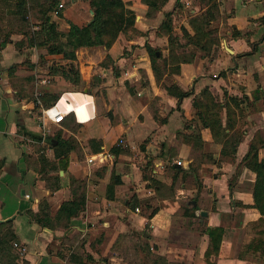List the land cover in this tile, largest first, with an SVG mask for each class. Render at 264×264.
Listing matches in <instances>:
<instances>
[{
	"label": "crops",
	"instance_id": "obj_1",
	"mask_svg": "<svg viewBox=\"0 0 264 264\" xmlns=\"http://www.w3.org/2000/svg\"><path fill=\"white\" fill-rule=\"evenodd\" d=\"M123 1L136 13L141 34H120L110 48L80 49L74 62L81 74L78 89H70L71 83L60 77L46 76L39 66L40 56L50 63L66 64L62 56L33 50L32 69L24 63L27 51L19 52L14 45L23 39L21 35H13L12 43L0 48V223L13 221L21 260L30 264H72L73 260L78 264H130L121 255L119 236L132 241L141 235L151 247L152 260L140 253L133 264H264V252L251 246L264 232L262 217L252 207L256 175L239 168L256 133L264 140V23L259 22L264 17V0H168L151 18L142 0ZM214 2L222 17L213 25L222 41L217 56L215 51L206 57L190 46L187 51L197 55L195 61L182 64L181 73L173 79L194 95L209 87L221 102L226 101V93L241 99L238 107L231 102L238 116L231 121L234 129L227 133L240 130L243 138L235 159L225 158L218 164L223 145L213 139L210 130H202L203 151L217 161L201 165V186L194 177L178 179L173 197L165 191L163 200L143 180L142 171L150 164L157 179L167 187L173 184V178L165 174L169 148L179 144L177 134L194 118V96L183 100L177 110L178 100L155 82L146 46L165 47L164 56H168L169 37L159 33L167 17L174 19L178 34L183 26L193 34L189 20L205 13ZM60 5L64 6L61 17L53 15L60 31L67 32L71 24L85 27L93 19L94 11L82 0H60ZM234 29L241 36H235ZM39 73L40 79L49 80L42 86L44 92L60 95L59 101L69 95L92 101L87 113L80 115V107L71 98L65 99L70 111L66 118L74 115L80 124L76 131L64 122L48 121L43 111L35 110L28 89L34 86L36 91L30 77ZM155 98L160 99L162 110L171 111L161 115L167 119L164 125L157 123L149 109ZM223 122L227 124L226 115ZM47 140H74L79 148L70 154L68 171H59L62 187L55 192L42 179L43 171L49 177L57 174L47 167L57 161L54 151L46 148ZM92 140L96 143L90 144ZM117 144L122 153L115 156L111 150ZM178 151L173 162H181V167L185 159L183 168L187 169L192 149L181 145ZM259 157L264 159V149ZM90 158L95 162L90 164ZM70 176L87 181L85 211L71 221L69 230L40 226L30 215L42 212L40 205L47 200L51 217L56 216L71 198ZM113 177L115 187L109 198ZM134 198L142 202L139 212L131 204ZM192 208L197 209L195 217L189 213ZM210 228L223 232L218 255L207 262Z\"/></svg>",
	"mask_w": 264,
	"mask_h": 264
},
{
	"label": "trees",
	"instance_id": "obj_2",
	"mask_svg": "<svg viewBox=\"0 0 264 264\" xmlns=\"http://www.w3.org/2000/svg\"><path fill=\"white\" fill-rule=\"evenodd\" d=\"M82 1L88 3L94 11L92 21L85 27L71 24L70 29L67 32H63L59 30L58 24L53 20V15L61 17L63 8H59L60 0H0V48L3 49L5 45L12 43L11 37L13 35H21L23 39L14 42V45L19 52L27 51L25 64L27 63L32 69L35 68V65L32 64V51L36 49L46 51L49 56H62V60L67 62L66 64L62 62L50 63L46 61L44 56H40L39 66L46 73V76L50 78L60 77L79 87L81 85V74L74 62L77 60V52L80 49L110 48L120 34L124 36L141 34L136 28V13L123 0ZM142 2L149 7L147 16L151 18L162 10L168 0H142ZM221 19L219 4L214 2L205 13L189 20L193 34L185 26L181 27V34H178L174 29V19L172 16H168L166 21L160 26L159 33L169 37V55L165 57L158 48H153L150 45L146 46L155 82L158 87L167 91L169 96L178 100L177 110H181L180 107L183 100L194 96L191 104L194 110V118L190 122L185 123L184 132L177 134L176 140L179 144L169 148L165 174L173 178V184L167 187L164 182L157 179L150 164L142 171L143 180L150 182L149 187L159 191V198L163 200L165 199V191H169L167 192L168 196L173 197L174 184L178 179L185 181L188 177H194L196 185L201 186V165L217 161L213 154L203 151L205 141L202 137V130H210L213 139L223 145L221 160L218 164L225 158L235 159L238 145L243 138L240 130L229 135L227 133L228 129H234L231 121L238 116L231 102L234 103L235 107H238L242 103L241 99L229 98L226 93L224 94L226 101L221 102L219 95H214L209 87L194 95L191 91H184L173 79L175 75L181 73L182 64L195 61L197 55L187 51L190 46L199 49L202 55L206 57L211 58L215 51V56H217L222 41L218 28L213 25L221 21ZM259 22L264 23V17ZM233 34L241 36V33L236 29L233 30ZM10 71H14L13 68ZM35 77H30V81L35 83ZM30 91L31 93L28 94V97L34 103L35 110L40 112L53 107L61 97L57 94L43 92L37 99L34 86ZM159 100V98H155L154 101L158 102ZM149 109L159 125L167 123V119L162 117L159 112H153L152 104H150ZM224 115L227 117L226 125L223 122ZM65 119L63 125L66 127L68 126L74 131L80 127L74 115ZM31 138L38 141L35 137L31 136ZM46 143V148L54 151L57 160L54 164H47L48 170L55 171L57 174L54 177H49V172L43 171L42 179L46 182L47 188L51 192H55L62 187V178L59 175V171L62 170L65 173L68 171L70 154L79 150V148L74 146V140L53 142L49 140ZM89 143L94 144L96 141L92 140ZM181 145L190 146L192 149L190 154L191 163L187 169L173 162ZM121 148L117 144L111 150L112 154L118 156L122 153ZM261 149H264V140L258 132L251 141L249 150L240 163L239 168H246L256 175L253 189L254 205L252 207L260 213L262 217L260 222L264 226V159L259 157ZM42 161L44 162V159ZM69 186L71 198L62 204L56 216L51 217V206L47 200H44L40 205L42 212L31 214V219L40 226L51 230H56L58 227L69 230L71 221L78 218L86 209L87 181L70 176ZM114 187L115 178L113 177L108 186L109 198L114 192ZM141 203L137 198H134L131 202L134 210ZM196 211V208H192L189 211V213L191 212V217H195ZM12 222V220H8L0 223V264H30L26 260H21V246ZM222 232L219 228L207 230L210 237V245L205 256L207 262L212 256L218 255L222 243ZM259 234L258 238L253 239L251 246L254 250L260 249L264 252V232ZM126 237L119 236L118 241L120 244L122 242V247L127 240ZM136 237V240L130 241L134 242L133 247L131 246L132 251L137 257L140 253H145L152 260L151 247L147 243V239H143L142 235ZM72 264L78 263L73 260Z\"/></svg>",
	"mask_w": 264,
	"mask_h": 264
},
{
	"label": "rangeland",
	"instance_id": "obj_3",
	"mask_svg": "<svg viewBox=\"0 0 264 264\" xmlns=\"http://www.w3.org/2000/svg\"><path fill=\"white\" fill-rule=\"evenodd\" d=\"M157 48L159 50H161L162 52L165 51V47L164 48L157 47ZM163 54H165V52H163ZM40 77H42L41 73H39L35 77L36 78V91H35V94L37 93V91H39L40 93L45 91L43 88H37V82L40 80ZM69 88L70 89H78L79 87H76V86L71 84V86ZM28 92H31L30 89H28ZM150 103L152 104L153 112H159L162 116H166L168 113H171L169 108L167 110H165V109L162 110L161 107L159 106V103H160L159 101L156 102V101L152 100ZM175 160H178V159L176 158ZM181 160L184 161V166H181V167H185L187 165L186 162H185V159H181ZM140 213L141 214H143V213L145 214L146 212L142 211V208H141ZM133 244H134V242H130V241L126 240L125 244L122 247V251H121V255L123 256V258L126 259L130 263L136 262V257H137L136 254L132 251Z\"/></svg>",
	"mask_w": 264,
	"mask_h": 264
},
{
	"label": "built area",
	"instance_id": "obj_4",
	"mask_svg": "<svg viewBox=\"0 0 264 264\" xmlns=\"http://www.w3.org/2000/svg\"><path fill=\"white\" fill-rule=\"evenodd\" d=\"M60 8H63L62 5H60ZM49 84L48 79H40L37 82V88H42V86H46ZM43 94L37 91L36 97L37 99ZM62 101V100H61ZM56 103L53 107L43 110V117L47 119L48 121L54 123V124H61L64 122L65 118L69 115L70 111L67 110V108L60 107V103ZM90 164L94 163V158H90L88 161ZM178 165H181V162H178ZM28 197V196H27ZM136 212H139V209L136 210ZM17 247V246H16Z\"/></svg>",
	"mask_w": 264,
	"mask_h": 264
},
{
	"label": "bare ground",
	"instance_id": "obj_5",
	"mask_svg": "<svg viewBox=\"0 0 264 264\" xmlns=\"http://www.w3.org/2000/svg\"><path fill=\"white\" fill-rule=\"evenodd\" d=\"M67 98H71L74 101L75 105L78 106V107H80V108H78V112L80 113V115H81V113H84V112H85L84 114H86L87 113V110L89 108H91V105H92L91 102L92 101L91 102L84 101L83 97H81V96H75V95L74 96H71V95H69V96H66L65 97V99H67ZM65 99H63V101H61V103H60V107H62V108H65V106H66ZM85 100H87V99L85 98ZM82 116L83 117H81V119L84 118V120H85V115H82Z\"/></svg>",
	"mask_w": 264,
	"mask_h": 264
},
{
	"label": "water",
	"instance_id": "obj_6",
	"mask_svg": "<svg viewBox=\"0 0 264 264\" xmlns=\"http://www.w3.org/2000/svg\"><path fill=\"white\" fill-rule=\"evenodd\" d=\"M203 215H206L205 213Z\"/></svg>",
	"mask_w": 264,
	"mask_h": 264
}]
</instances>
